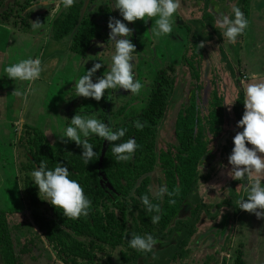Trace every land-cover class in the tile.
<instances>
[{"label":"rangeland","instance_id":"rangeland-1","mask_svg":"<svg viewBox=\"0 0 264 264\" xmlns=\"http://www.w3.org/2000/svg\"><path fill=\"white\" fill-rule=\"evenodd\" d=\"M31 1L34 0H3L0 3V210L14 209L10 218L17 251L25 244L31 248L36 244L35 238H39L33 226L30 211L22 199L17 179L15 151L21 120L24 119L25 123L43 130L53 147H61L71 142L67 138L60 139L59 135L60 131L69 125V119L74 114L95 116L105 123L110 121L112 126L121 125L141 113L148 103L157 71L172 64L177 74L176 92L160 125L157 139V148L167 150L177 144L175 136L177 114L181 108L188 105L194 90L188 67L183 64V57L187 55V49L191 50L194 32L200 31L191 22L193 16L190 14L191 9L197 7L200 0H191V2L181 0V16L178 19L174 17L176 22L173 23V32L168 37L159 39L151 35L150 27L155 26V18H152V21L149 19L147 23L142 20L134 23L123 21L118 10L112 9L111 0H93L88 11L91 17L98 20L99 37H95L84 57L69 49V38L59 41L52 37L51 25L59 14V12L50 11L52 8L47 10V15L41 14L39 21L42 24H39L38 28H33L30 17H26L28 9L33 4ZM235 4V1H227L224 4L215 0L209 9V11L213 10L216 5L219 12L215 14L213 24L207 25V30L212 34L204 42L201 60L203 88L200 92L199 105L203 115L208 114L209 99L214 89L223 96L224 103L231 102L236 100L237 78L245 88L251 82L252 74L264 71V0L252 1L251 15L246 18L248 27L237 38V43L230 45L222 37L221 30L215 26V21L220 13L231 17V8L236 6ZM223 7L224 9L220 10ZM239 8L246 17L245 5L241 4ZM110 17L121 19L133 31L130 39L136 48L134 79L141 82V91L138 94H129L123 89L107 90L105 97H102L99 102L92 98L75 96V81L93 63L99 62L100 59L105 65L97 71L95 76L106 74L110 70V57L114 54L113 42L108 41L110 30L107 22ZM215 28L217 30H214ZM26 58H39L41 61L42 71L36 80L13 82L4 76V67ZM228 64L231 67H228ZM232 70L235 76H232ZM17 92L19 95L16 94ZM234 104L235 102L231 110L224 104L226 110L224 130L221 136L212 138V155L200 168L199 186L188 202L189 206H194L198 201L212 208L210 213L206 210L202 212L201 224L189 243L190 256L184 260L170 261V264H204L207 257L214 255L217 258V254L213 253L217 249L220 251L224 243L221 241L222 243L220 242L217 246H212L210 239H205L203 243L204 238L198 236L207 233L210 228H213V224L222 222L227 214H231L230 229L228 228L230 243L224 246L229 245L231 251L226 264H234L237 259L235 253L237 256L239 253L238 246L244 245L247 241V233L249 232L252 236V230L256 228L257 217L254 214L240 210L236 205L216 207L225 199L235 201L229 189L234 180L228 175L231 165L228 164L227 157L233 147V136L242 128L236 127L238 120L234 114ZM159 176L157 170L152 183L153 191L159 186ZM235 188L241 189L243 196L245 182L236 184ZM188 214L189 212L183 216L187 218ZM175 244V237L158 241L151 251L152 256H147L146 260L148 263L153 262V257L157 255L169 260L175 254ZM223 254L221 252L218 256L217 264L224 263ZM43 256L38 264H45L49 254ZM111 258L114 264H121L116 251L111 253ZM253 258L254 254L251 256L249 253L246 264H249L250 260H252L251 264H254ZM210 260L209 264H212V258Z\"/></svg>","mask_w":264,"mask_h":264},{"label":"trees","instance_id":"trees-1","mask_svg":"<svg viewBox=\"0 0 264 264\" xmlns=\"http://www.w3.org/2000/svg\"><path fill=\"white\" fill-rule=\"evenodd\" d=\"M202 1L200 7L190 11L193 16L191 22L200 31L194 32L191 50L187 49V55L183 57V64L188 67L194 90L188 105L177 114V144L167 150L157 148L160 125L176 92L177 74L172 64L157 71L148 103L141 113L121 125L113 126V130L120 127L127 129L121 141L115 143L134 137L139 146L128 161L117 162L111 151L112 143L91 136L89 143L93 145L96 155L85 165L80 156L82 149L75 142L53 147L39 127L25 122L19 124L15 152L20 192L30 211L38 237L55 254L52 264L56 260L62 264H114L111 258L113 251L119 255L121 264H151L146 260L147 256H152L151 252H137L128 246L132 235L144 233L152 234L160 242L176 238L175 254L167 263H163L170 264V261L184 260L190 256L189 243L201 222L202 212L206 210L210 213L212 206L198 201L194 206H189L188 202L199 186L200 168L212 155V138L221 136L226 122L224 98L218 94L217 89L212 91L209 99L208 114L203 115L199 105L203 88L201 60L204 42L212 34L207 30V25L213 24L215 14L218 13L209 11L212 0ZM249 1L241 0L245 5L246 16L249 15ZM86 2L87 0H75L70 9H64L52 22V37L59 41L69 38V49L84 57L95 37H99L98 20L91 17L88 11L93 0H89L88 10L82 16ZM201 10L205 12L198 16ZM29 16V13L26 14L27 18ZM228 67L231 65L228 64ZM232 76H235L233 70ZM236 85L234 114L239 120L244 111V88L239 78ZM136 120L144 125L142 129L135 128ZM41 161L49 169L55 167L58 161L68 166L69 178L80 183L85 196L91 201L87 216L71 220L38 197L30 172ZM157 170L160 174L158 184L166 183L170 191L176 190L171 198L165 196L160 201L152 199V183ZM243 183V180H234L229 189L235 201L225 199L216 207L235 206L236 200L242 196V190H236L235 186ZM133 192L135 195H130ZM142 195H149L152 202L159 205L160 220L157 224L151 222L152 213L144 210L139 200ZM169 199L174 202L169 203ZM13 212L14 209L0 210V256L3 264L20 263L12 233L10 217ZM188 212L189 216L185 218L183 215ZM21 251H29V247L25 244ZM221 252L224 253L222 264H226L230 252L228 246H224ZM241 258L240 248L238 261L244 264Z\"/></svg>","mask_w":264,"mask_h":264},{"label":"clouds","instance_id":"clouds-1","mask_svg":"<svg viewBox=\"0 0 264 264\" xmlns=\"http://www.w3.org/2000/svg\"><path fill=\"white\" fill-rule=\"evenodd\" d=\"M75 0H39L38 6L48 7L52 5L58 13L63 9H70ZM112 9L118 10L123 21L135 22L142 20L147 23L155 18V26L151 28V35L159 39L168 37L173 32L174 17L181 16V0H111ZM232 16L220 13L217 15L215 26L221 30L222 37L228 44L237 43V38L248 27V20L239 7L231 8ZM39 23L33 24L38 28ZM108 41L113 42L114 54L111 55L110 70L103 75L95 76L98 70L105 66L99 62L92 64L86 72L75 81V96L92 98L99 102L105 97L107 90L123 89L129 94H138L142 84L134 79V54L135 45L131 41L133 31L121 19L110 17L107 22ZM42 71L39 58H26L13 62L4 67V76L13 82H31L36 80ZM95 77V82H93ZM243 89L244 111L236 122V132L232 138L233 147L227 157L231 165L228 175L236 181L245 182V193L236 200V206L240 210L254 214L258 219L264 217V73H255ZM19 95V93H16ZM236 100L224 103L231 110ZM136 129L143 128L139 120L134 121ZM127 129L115 128L110 121L105 123L95 116L74 114L69 119V125L60 131L59 138H67L75 142L82 151L80 153L83 163L87 165L93 160L96 153L93 145L89 143V137L95 136L106 139L112 143V154L117 162L128 161L139 147L134 137L121 141ZM250 145L249 146H246ZM255 173V175H253ZM69 168L58 161L56 166L49 169L45 162L41 161L38 167L30 172L32 184L37 188L38 197L48 202L55 209H59L64 217L76 220L87 216L91 201L85 196L80 183L69 178ZM176 190L170 191L166 183L160 184L151 192L152 199L162 200L165 196L171 198ZM134 196L135 193H130ZM246 198V199H245ZM149 195L139 197L146 212L152 213L151 222L157 224L160 220V208L153 203ZM174 201L169 199V203ZM158 241L150 233L143 235L134 234L128 240V246L137 252H151Z\"/></svg>","mask_w":264,"mask_h":264},{"label":"crops","instance_id":"crops-1","mask_svg":"<svg viewBox=\"0 0 264 264\" xmlns=\"http://www.w3.org/2000/svg\"><path fill=\"white\" fill-rule=\"evenodd\" d=\"M31 2L33 4L28 9V13L30 15L29 16L30 22H33V24L36 23L42 24L41 21H39L41 14L43 13L44 16L47 15L48 14L47 10L51 9L52 5L48 7H44V6H38L39 0L36 1L34 0ZM50 11L54 12L55 9L52 8ZM262 73H264V71ZM262 184H264V180H262ZM255 227H256L255 230L254 231L252 230V236H250L249 232L247 233V241L244 243V245L240 244V248L242 251V256L245 261L249 260V253H250L251 256L254 254V258H253L255 260L254 264H264V217L259 219L257 218ZM214 233L215 231L212 228H210L207 233L203 235L200 234L201 236L199 235L198 237L204 238L203 239V243H204L205 239H213ZM35 242L36 244L34 246H31V248H29V251L22 252L21 250L23 247L19 249V256H20L19 264H38V262H40V260L44 257L43 255L47 253L49 254V257L48 259H45L46 260L45 264H52L53 259H55L54 252L41 238H35ZM251 261L252 260L249 261V264H251ZM0 264H3L1 256H0ZM54 264H62V263L61 261L56 260Z\"/></svg>","mask_w":264,"mask_h":264},{"label":"flooded vegetation","instance_id":"flooded-vegetation-1","mask_svg":"<svg viewBox=\"0 0 264 264\" xmlns=\"http://www.w3.org/2000/svg\"><path fill=\"white\" fill-rule=\"evenodd\" d=\"M187 2H191V0H186ZM204 1H207V0H204ZM217 1H219V2H222V3H227V1H231V2H234L235 1V5L237 6V7H239L241 4H244V3H241V0H217ZM252 1L253 0H250L249 1V5H250V8H249V15H247L246 16V18H249L250 17V15H251V3H252ZM212 2H215V0H212ZM203 4V1L202 0H200V3H199V5L197 6V7H200V5H202ZM197 7H195V8H197ZM217 6L215 5L214 7H213V10H211L212 11V13L215 11V12H219V9L218 8H216ZM210 8H211V6H210ZM209 8V9H210ZM224 9V7L223 8H221L220 10H223ZM205 12V10L204 11H199L198 12V14L200 15V14H202L203 15V13ZM221 12V11H220ZM201 16V15H200ZM227 215H231V214H227ZM226 215V216H227ZM225 216V217H226ZM225 217H224V219L222 220V222H220V223H216L215 225H213V230L215 231V233H214V235H213V239H210L211 240V242H212V246H217L221 241L224 243L223 245H222V247H224V245L226 244V243H230V235H229V231H228V228L230 227L229 226V221H230V218H229V221H228V225H227V229H226V231H225V233L224 234H222L221 232H222V227H221V224L224 222V220H225ZM230 229V228H229ZM227 232H228V235H227ZM223 239V240H222ZM221 242V243H222ZM228 246V248H229V250L231 251V249H230V246L229 245H227ZM222 247L220 248V251H218V249L217 250H215L214 251V253L213 254H217V258H215L216 256H214V255H212V257H207V260L204 262V264L205 263H207V264H209V262L211 261L210 259L212 258V264H217V260H219V257L218 256H220V254H221V250H222ZM238 250H240V246H238ZM228 254H230V252L228 253ZM236 254V257H237V259H236V261H235V263L234 264H240L239 263V261H238V256H237V253H235ZM152 255V254H151ZM238 255H239V253H238ZM229 256V255H228ZM154 258V260H152L155 264L158 262V261H161V262H165V263H167V260H165L163 257H161V256H159V255H157V256H155V257H153ZM228 260V259H227ZM241 260H243V262H244V264H246V262H245V260H244V258H243V256H242V258H241ZM153 262H151V264H154ZM220 264V263H219Z\"/></svg>","mask_w":264,"mask_h":264},{"label":"water","instance_id":"water-1","mask_svg":"<svg viewBox=\"0 0 264 264\" xmlns=\"http://www.w3.org/2000/svg\"><path fill=\"white\" fill-rule=\"evenodd\" d=\"M88 7H89V0H87V2H86V4H85V7H84V10H83V12H82V16H84L85 15V13L87 12V10H88ZM193 31V30H192ZM21 123H24V119H22L21 120ZM229 217H230V215H227L226 217H225V220H224V222L221 224V227H222V234H224L225 233V231H226V227H227V225H228V221H229Z\"/></svg>","mask_w":264,"mask_h":264}]
</instances>
